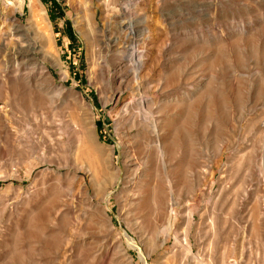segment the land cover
<instances>
[{
	"label": "rangeland",
	"instance_id": "1",
	"mask_svg": "<svg viewBox=\"0 0 264 264\" xmlns=\"http://www.w3.org/2000/svg\"><path fill=\"white\" fill-rule=\"evenodd\" d=\"M125 3L121 16L115 5ZM130 18L143 27L147 62L130 85L157 100L199 89L203 100L173 128L168 175L161 163L150 169L175 212L169 233L146 227V208L137 216L140 190L122 173L94 187L110 194L101 202L109 225L87 203L99 202L87 150L111 160L114 146L107 165L122 166L119 136L129 130L116 121L131 96L109 98L119 96L111 74L126 39L111 48L107 36ZM185 69L155 91L169 70ZM74 167L73 182L65 171ZM176 235L191 246L184 260ZM120 246L132 264H264V0H0V264H122Z\"/></svg>",
	"mask_w": 264,
	"mask_h": 264
},
{
	"label": "bare ground",
	"instance_id": "2",
	"mask_svg": "<svg viewBox=\"0 0 264 264\" xmlns=\"http://www.w3.org/2000/svg\"><path fill=\"white\" fill-rule=\"evenodd\" d=\"M131 6L133 5H131L130 3H125V6L123 5V7L120 5L119 7H117L115 5L116 10L118 12L120 11L121 16L124 14H128L129 10L131 9ZM35 13L36 11L32 12V15H34ZM139 27H140L139 24L135 26L134 18L125 19V21H122L120 23V33H121L120 35L115 36L112 39L111 37H108L109 35L107 36L108 38L107 46L111 48H116L118 44L121 43L122 37L126 39L125 42L123 43L125 46H124V51L122 53V59L116 65L115 69L111 74V82H114L115 89L119 94V96L116 98V94H113L111 98H109V100L117 102L119 101L120 96L125 92H129L131 96L130 100L123 103V105L119 109L120 110L118 115L119 117L117 118L116 121L117 126L122 128L124 127L129 130L123 133L121 136H119L120 140H122L121 142L120 141L118 142L120 146L122 145V143L126 142L124 146L123 145L121 146L122 166H115L114 164H111V166H113L112 168L111 166L107 165V162L109 161L112 162L114 158V151H115L114 146H111L110 149H108L110 152L109 154L111 160H107L105 156H102V153L99 152L100 150L98 151L97 148L89 149L87 150L88 151L87 154L89 155L88 157L94 158L97 161V163L94 164V168L92 164L90 167H88L89 168L88 171L92 173L91 186L94 190L93 196L98 198L99 202H94L91 200V196L89 195L86 183L85 184L81 183L82 185L80 186L89 195L87 199V203L89 204V206L92 207V210H94L93 212L95 213L97 212V216H98L97 218L100 219L99 223H100V228L102 229L101 226L103 224L106 226L109 225L111 222V218L107 213L105 206L101 203L105 201L109 204L110 194L106 190L101 191L100 193H96L94 187H96V185H98V187H100L101 185H106L109 181V176H112L113 179L118 180V178L122 173L124 184L126 187L137 185L138 189L140 190L138 193L139 194L138 198L135 202V207L138 211L137 216L140 218L142 216L141 213H143L142 210H145L146 208L147 211H145L144 213H146V215L148 216L147 219L149 221L148 224H146L147 225L146 227H148V229L154 234L160 231L164 233L165 232L169 233L174 228L173 226H174L175 212L172 205L169 203V199L167 197V194L165 193V189L162 187L161 184L155 185V179L153 178L154 175L153 176L151 175L150 169L154 166L156 162H158L163 165V168L166 170L165 172L168 175L167 169L170 168L169 166L171 162L175 159L178 151V146L176 145V140H175L176 133L173 132V128L177 123L180 122L179 120L180 117L182 118L188 117L185 109L186 107L187 108H191V106L195 107L197 109L196 110L197 112L198 110H201L203 106V100L200 98L201 92L198 91L199 89L195 91L191 90L192 91L191 93L184 91L178 96H172V97L170 96V97H165L164 99L157 100L155 99L156 97H151V96L149 97L143 94L145 93L146 90V89L143 90L144 83L137 82L136 85L131 86L132 84L128 79L129 76L132 75L134 77H138V75L146 67V63H147L145 58L146 55L141 50V47H143L146 44L145 38L143 37L144 34L143 27L141 26V28L138 29ZM99 41L104 42L103 39L102 40L100 39ZM188 74H190V72H188L186 69L183 71L176 72L175 74L172 72V70H169L168 75L164 78V81H162L163 83L157 86L155 91L156 92L161 91L162 93L168 92L182 79H184ZM32 77H29L27 79L25 78L26 85L27 84L30 85L39 94H48L50 92V89L48 87H45L43 85V82L34 80ZM78 97L81 98V95H78ZM201 117L202 118L200 121L202 123L204 121V115ZM178 167H179L178 171L180 174L181 166L179 165ZM79 169H80L79 167H74L72 169L68 168L65 171V174L71 176V179L74 182L79 177V173H78ZM123 188L125 191L126 188L125 187ZM120 217H123L122 212L120 213ZM99 223L94 221L92 225L97 224L99 226ZM137 224H138L137 221H135L134 225L136 227L138 226ZM136 231H139L138 227ZM126 236L128 240H132V238H130V235L128 237V235L126 234ZM174 242L177 243L175 245H179L180 251L184 255L183 257L184 260V258L189 255L191 251L190 250L191 246H189V243L187 242V239L185 237L181 240L179 238L178 240L177 235L175 237ZM126 249L127 248L120 246L119 260L122 264H132L131 258L127 256L128 250ZM196 262L198 263V261H195V263ZM195 263H190V264H195Z\"/></svg>",
	"mask_w": 264,
	"mask_h": 264
}]
</instances>
